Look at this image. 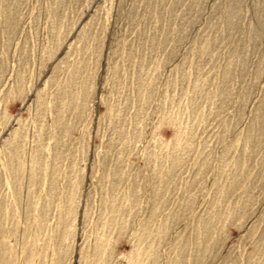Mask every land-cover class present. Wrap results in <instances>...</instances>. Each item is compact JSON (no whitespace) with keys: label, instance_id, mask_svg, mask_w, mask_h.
<instances>
[{"label":"rangeland","instance_id":"obj_1","mask_svg":"<svg viewBox=\"0 0 264 264\" xmlns=\"http://www.w3.org/2000/svg\"><path fill=\"white\" fill-rule=\"evenodd\" d=\"M0 264H264V0H0Z\"/></svg>","mask_w":264,"mask_h":264}]
</instances>
